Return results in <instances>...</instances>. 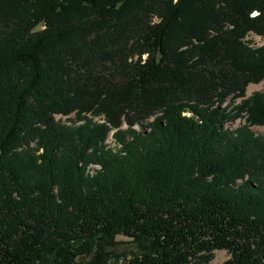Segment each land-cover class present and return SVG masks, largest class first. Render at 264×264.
Segmentation results:
<instances>
[{
  "label": "trees",
  "instance_id": "16d2710c",
  "mask_svg": "<svg viewBox=\"0 0 264 264\" xmlns=\"http://www.w3.org/2000/svg\"><path fill=\"white\" fill-rule=\"evenodd\" d=\"M252 34L264 0H0V264H264Z\"/></svg>",
  "mask_w": 264,
  "mask_h": 264
},
{
  "label": "rangeland",
  "instance_id": "374dc122",
  "mask_svg": "<svg viewBox=\"0 0 264 264\" xmlns=\"http://www.w3.org/2000/svg\"><path fill=\"white\" fill-rule=\"evenodd\" d=\"M247 42L250 43V46L253 47L254 49H257L261 46L264 45V37L261 38L259 36H256L254 34L252 35H249L247 37ZM264 93V90H263V86H262V83L260 84H250L249 86H247L246 88V92H245V97H249L251 96L253 93L255 92H262ZM240 100H236V103H238ZM228 100L222 105V107L226 106L228 104ZM60 118V117H57V119ZM62 120H65V124L66 125H70V124H80L81 122H72V120H74V116H70L69 118H61ZM98 120V119H96ZM102 122V120L100 119L99 120V123ZM243 121L241 120H238V121H235L234 124H232L231 127H236L238 126V124H242ZM136 129L139 130L138 127H136ZM232 129V128H231ZM253 131L257 134H261L263 131H264V128L263 127H254L253 128ZM107 144L109 147L112 146V148H117L118 145L114 142L113 138H112V134L110 133L106 139ZM111 145V146H110ZM117 240H119L120 242H123L121 243V245L118 246V248L116 249L115 251V257H121L122 261H120V263H124L123 260H125V257H131L132 253L134 252V247H130L131 245L128 244L126 241L127 239L126 238H122V237H117ZM229 258V255L225 252V251H216L214 253V259L212 260L211 264H222L224 261H226L227 259Z\"/></svg>",
  "mask_w": 264,
  "mask_h": 264
},
{
  "label": "built area",
  "instance_id": "2783aa9c",
  "mask_svg": "<svg viewBox=\"0 0 264 264\" xmlns=\"http://www.w3.org/2000/svg\"><path fill=\"white\" fill-rule=\"evenodd\" d=\"M64 122H65V120H63ZM236 121H238V120H236Z\"/></svg>",
  "mask_w": 264,
  "mask_h": 264
}]
</instances>
